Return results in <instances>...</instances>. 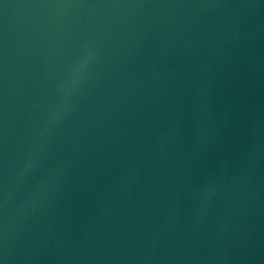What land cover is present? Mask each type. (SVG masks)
Instances as JSON below:
<instances>
[{"label": "water", "instance_id": "obj_1", "mask_svg": "<svg viewBox=\"0 0 264 264\" xmlns=\"http://www.w3.org/2000/svg\"><path fill=\"white\" fill-rule=\"evenodd\" d=\"M0 264H264V0H0Z\"/></svg>", "mask_w": 264, "mask_h": 264}]
</instances>
